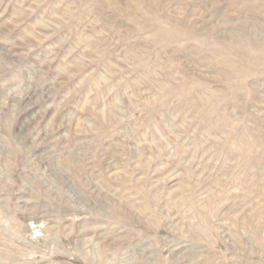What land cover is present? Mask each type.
<instances>
[{"label": "rangeland", "instance_id": "1", "mask_svg": "<svg viewBox=\"0 0 264 264\" xmlns=\"http://www.w3.org/2000/svg\"><path fill=\"white\" fill-rule=\"evenodd\" d=\"M0 264H264V0H0Z\"/></svg>", "mask_w": 264, "mask_h": 264}]
</instances>
